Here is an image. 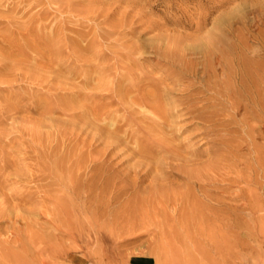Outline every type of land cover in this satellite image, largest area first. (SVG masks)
Returning <instances> with one entry per match:
<instances>
[{
    "label": "rangeland",
    "instance_id": "1",
    "mask_svg": "<svg viewBox=\"0 0 264 264\" xmlns=\"http://www.w3.org/2000/svg\"><path fill=\"white\" fill-rule=\"evenodd\" d=\"M211 33L186 63L246 69L226 99L158 55ZM193 82L208 119L143 104ZM160 139L191 180L147 155ZM0 202V264H264V0H0Z\"/></svg>",
    "mask_w": 264,
    "mask_h": 264
},
{
    "label": "bare ground",
    "instance_id": "2",
    "mask_svg": "<svg viewBox=\"0 0 264 264\" xmlns=\"http://www.w3.org/2000/svg\"><path fill=\"white\" fill-rule=\"evenodd\" d=\"M204 21V20H203ZM165 22V21H164ZM149 23V22H148ZM199 23V22H198ZM202 25V23H201ZM199 24V26H201ZM197 25H195V28H196ZM157 28V27H156ZM180 28V27H179ZM161 29V28H160ZM201 29V28H200ZM129 30V29H128ZM197 30V28H196ZM216 33H211L209 34L204 40H201L199 44H197L196 47H191V48H182L179 50H175L174 53H170V52H164L162 54L158 53V55L160 56L161 59L167 61L170 65H176L179 69H182L181 71H185L187 72L188 74H190L192 76V78L195 79V81L200 85L201 89H203L204 92H208V91H213V93L219 97V98H225L227 97L228 95V88L225 86V83H223V80L225 77H227L228 79H230V77H233V80L240 86L244 85V83L246 82L244 79L245 76H247V71L246 69L243 70L244 73H242L241 71L237 70L236 72H234V70H229V69H225L223 67V69L221 68L220 70V73L219 74H216V71L215 70H211L209 68H203L201 69L200 71L196 69H194L193 67H189L190 64L186 63V57L189 53V55H198V57L200 58L203 57V59L205 61L208 60V58L210 57V55L217 50V48H219L217 45H220L221 44V40L215 35ZM163 38V36H162ZM170 39V38H169ZM172 39V38H171ZM164 40V38H163ZM168 40V39H167ZM177 40V39H176ZM170 43V42H169ZM176 43V42H175ZM173 44V43H172ZM155 45V44H154ZM168 45V44H167ZM157 46H159V44H157ZM174 48V47H173ZM164 50V49H163ZM224 51V50H223ZM94 53V52H93ZM135 53V52H134ZM221 53V52H220ZM215 54V53H214ZM213 54V55H214ZM217 54V53H216ZM222 55L221 56H226V54H223L221 53ZM219 56V55H218ZM156 57V56H155ZM195 57V56H194ZM222 57L224 59V62H225V58ZM218 58V60H217ZM85 59V58H84ZM100 59V58H99ZM160 59V60H161ZM219 59H220V56L219 57H216V60L219 62ZM192 60V58H191ZM198 60V58L196 59ZM159 61V60H158ZM164 61V62H165ZM244 62V61H243ZM191 63V61H190ZM214 63V62H213ZM193 64V63H192ZM195 64V62H194ZM215 64V63H214ZM248 64V63H247ZM189 65V66H188ZM240 65V64H239ZM256 65V64H255ZM214 66V65H213ZM241 68L243 69V67L241 66ZM231 69V68H230ZM249 71V70H248ZM186 73V74H187ZM201 73V76H204V77H214V78H219V81H214V82H209V83H205L204 84V80L203 78H198V74ZM132 75V74H131ZM244 75V76H243ZM249 75V74H248ZM102 77V76H101ZM127 77V76H126ZM177 79V78H176ZM227 79V80H228ZM118 80V79H117ZM214 80V79H213ZM226 82V80H225ZM227 85V84H226ZM183 87V86H182ZM158 88V87H157ZM242 89V88H241ZM181 90V89H180ZM196 91L197 88L195 87L194 85V82L192 84H189V86H185L182 88L181 91L183 92H188V93H191L192 91ZM150 91V90H149ZM163 91V90H162ZM180 91V92H181ZM161 92V91H160ZM166 92V91H165ZM164 92V93H165ZM182 92V93H183ZM179 93V92H178ZM198 93L200 94L201 92H196L195 94H190L188 97L184 98L186 99L185 101L182 102L181 99L179 100H174L175 98L172 96V97H165L166 94H155L154 92H147V97H144L143 98V104L145 105V107L147 106V110H150V114L152 113L153 117H156V115L158 114H164L165 113V108L169 105H174V107H177L179 108V105H185L186 104V107H185V110L187 111V116L189 114V116H194V118H207V116H205V114L199 112V113H196V109L194 108V106L188 104L189 103V97H196L198 95ZM122 94V93H121ZM127 94V93H126ZM168 95V94H167ZM90 96V95H89ZM107 96V95H106ZM170 96V95H169ZM93 97V96H92ZM136 97V96H135ZM88 98V96H87ZM135 99V98H134ZM177 99V97H176ZM173 100V101H172ZM180 101V102H178ZM134 102V101H133ZM171 108V107H169ZM92 109V108H91ZM100 110V109H99ZM171 111V110H170ZM168 112V111H167ZM176 113V112H175ZM95 114V113H94ZM156 114V115H155ZM155 115V116H154ZM117 116V115H115ZM133 116V115H132ZM107 117V116H106ZM96 118V117H95ZM127 118V117H126ZM124 120V118H122ZM155 119V118H154ZM160 119H164L162 117H159V120ZM206 119V120H207ZM106 120V119H105ZM147 120L151 121L150 125L151 127H153L154 129H152V133L153 135H160V133L164 130H162L163 126L161 123H157L156 121H154L151 118H148L147 117ZM158 121V120H157ZM160 122V121H159ZM167 123V122H166ZM128 124V123H127ZM165 124V123H164ZM113 126V125H112ZM168 126V124H167ZM167 126H164L165 129L167 128ZM149 127V126H148ZM168 130V129H167ZM169 131V130H168ZM96 132V131H95ZM107 132V131H106ZM105 132V134H106ZM101 133V132H100ZM147 133H149L147 131ZM99 134V133H98ZM124 134V133H123ZM164 134V132L162 133ZM167 134V133H166ZM96 137V136H95ZM129 137V136H128ZM117 138V137H116ZM159 138V137H158ZM94 140V139H93ZM101 140V138H100ZM106 140V139H105ZM95 141V140H94ZM148 141V140H147ZM114 142V141H113ZM115 142H117V140H115ZM149 142V141H148ZM147 142V155L148 154H151L153 152H156L158 154L160 153H165L168 155V159H170V162L167 164L168 167H171V169H174L175 171L179 172L180 174H175V173H171L173 174L175 177L179 178V179H183L184 181L188 182L189 180H191V176L192 173L191 171H183L185 170L184 167H180L179 165H176L174 163L176 162H186V159L182 156L183 154H180L178 151H175L174 149H172L171 147H169L167 144H165V142H162L161 139L159 140V142L157 143H154V145H149V143ZM177 145V144H176ZM108 147L112 146V143L111 144H107ZM179 149V148H178ZM155 153H153L154 155ZM156 154V155H158ZM150 156V155H149ZM154 157V156H153ZM156 157H154V160H149V158L147 157V175L151 172V171H161L163 169H166V167L164 168L163 165H162V161L161 160H155ZM219 158V157H218ZM153 159V158H152ZM219 160V159H218ZM208 168V167H206ZM199 172V171H198ZM71 177V176H70ZM73 178V177H71ZM60 179V178H59ZM64 179V178H63ZM62 180V179H60ZM13 198V197H12ZM180 199V198H179ZM176 202V200H175ZM0 205H2V202H0ZM6 216V211L2 209H0V219H3L4 217ZM1 221V220H0ZM3 221V220H2ZM10 232V231H9ZM14 233L11 232L10 235L12 236ZM1 235V234H0ZM9 235V236H10ZM4 236V235H3ZM10 236V237H11ZM10 237H7L6 239L2 240L0 239V251H3L5 249V245L4 244H11V239ZM16 237V235H14V238ZM20 237V236H18ZM18 237H16L15 239H17ZM19 240V239H18ZM17 240V242H18ZM4 245V246H3ZM10 248V246H9ZM14 248V247H12ZM10 248V250L12 249ZM6 251V250H5ZM4 251V252H5ZM8 252V251H6ZM1 255V254H0ZM5 256V255H4ZM8 256V255H6ZM1 257V256H0Z\"/></svg>",
    "mask_w": 264,
    "mask_h": 264
},
{
    "label": "crops",
    "instance_id": "3",
    "mask_svg": "<svg viewBox=\"0 0 264 264\" xmlns=\"http://www.w3.org/2000/svg\"><path fill=\"white\" fill-rule=\"evenodd\" d=\"M137 264H146V261H145V260H143V261L139 260V261L137 262ZM147 264H148V261H147Z\"/></svg>",
    "mask_w": 264,
    "mask_h": 264
}]
</instances>
